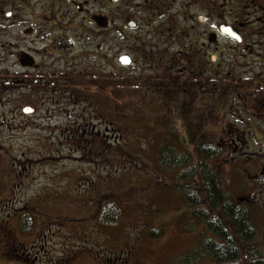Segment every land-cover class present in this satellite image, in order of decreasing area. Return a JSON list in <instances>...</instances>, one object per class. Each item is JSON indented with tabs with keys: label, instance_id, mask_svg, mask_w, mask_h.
<instances>
[{
	"label": "rangeland",
	"instance_id": "374dc122",
	"mask_svg": "<svg viewBox=\"0 0 264 264\" xmlns=\"http://www.w3.org/2000/svg\"><path fill=\"white\" fill-rule=\"evenodd\" d=\"M71 1L64 105L15 121L0 107V264L185 263L202 223L180 189L185 165H165L159 151L192 155L198 138L215 149L209 161L227 193L251 207L264 249V120L246 117L237 95L244 88L260 107L250 93L264 85L262 49L250 37L241 50L217 31L253 20L249 0ZM205 13L211 20L198 22Z\"/></svg>",
	"mask_w": 264,
	"mask_h": 264
},
{
	"label": "flooded vegetation",
	"instance_id": "af4514ba",
	"mask_svg": "<svg viewBox=\"0 0 264 264\" xmlns=\"http://www.w3.org/2000/svg\"><path fill=\"white\" fill-rule=\"evenodd\" d=\"M108 1L109 4L113 5L124 2L127 7L132 4L133 0ZM144 1H146V5L135 2L136 8L145 9L146 6H149L147 4L149 0ZM208 1L209 3L207 0H204L205 5L212 4V0ZM221 1L222 4H224V1L227 2V0ZM71 3V0H0V107L8 108L12 116L11 120L16 118L15 115H34L40 107L46 105H64V92H68V88L64 87V23L72 21L69 13H64V7ZM248 3L249 7H252L253 10V20L239 23L220 22L217 31L221 37L235 42L241 50L247 48V38L254 37L258 39V46L262 50L259 51L260 54H256L257 58L260 59L258 61L259 64H257L262 68L263 72L261 73L263 74L264 0H249ZM73 4L77 13L84 12L85 4ZM198 16L205 17V20L200 23L211 20L209 13ZM198 16L196 17L197 21ZM96 19L99 20L98 15ZM91 21H95V16H92ZM136 25L137 22L135 20L128 22V26L131 28L136 27ZM222 26L230 27L235 37L224 33ZM73 27L74 24L71 25L70 29H73ZM218 33H215V41H211L212 33L210 34L209 39L212 43L218 41ZM52 38L54 41L58 40L61 49L56 48L59 47L58 45L53 48ZM70 43L73 44L71 39ZM98 48H101V46H98ZM122 56L119 58L120 62L124 65H129L131 63L130 55H128V63H123ZM212 60L215 61L216 59L212 58ZM189 79H191L190 76ZM184 90H187L186 87H184ZM246 93L244 88H241L237 94L238 100L242 102L239 106L241 108L242 106H246V109L244 108L243 110L242 108V112L244 111L247 115L246 117L251 120H264V85L260 84L259 86L252 87L250 93L263 99L260 107H256L257 110L253 108L254 104L252 105L253 107L251 106L250 99L245 96ZM213 95L210 93L207 96L210 98ZM4 113L6 115V111ZM244 119L242 118V120ZM3 121H6V116ZM231 126L239 129L235 125ZM241 140L239 139L236 142L238 147L237 153L242 152V155H244L247 151L241 145ZM244 142L246 143V148L250 150L251 144H248L246 140ZM257 142L264 144V142L260 143L259 140ZM241 158L242 156L239 155L235 160L239 161ZM248 158L251 160H261V154L255 153V155Z\"/></svg>",
	"mask_w": 264,
	"mask_h": 264
},
{
	"label": "trees",
	"instance_id": "16d2710c",
	"mask_svg": "<svg viewBox=\"0 0 264 264\" xmlns=\"http://www.w3.org/2000/svg\"><path fill=\"white\" fill-rule=\"evenodd\" d=\"M192 143L194 153L182 158L174 157L168 145L159 151L165 165H185L179 174L180 189L186 206L202 223L203 239L183 264H210L208 258L211 264H264L251 207L227 193L209 161L215 149L199 138Z\"/></svg>",
	"mask_w": 264,
	"mask_h": 264
},
{
	"label": "water",
	"instance_id": "95a60500",
	"mask_svg": "<svg viewBox=\"0 0 264 264\" xmlns=\"http://www.w3.org/2000/svg\"><path fill=\"white\" fill-rule=\"evenodd\" d=\"M112 1H116V0H112ZM204 20H205L204 16H198V21L199 22H203ZM131 24L133 25V23H131ZM222 30H223L224 33H227L230 36H234V33L232 32L230 27L222 26ZM214 36H215V33H213V36L211 37V41H215L216 40V38ZM213 59H215V57H213ZM122 60H123V63H126V62L128 63L129 62V56L128 55L122 56Z\"/></svg>",
	"mask_w": 264,
	"mask_h": 264
}]
</instances>
